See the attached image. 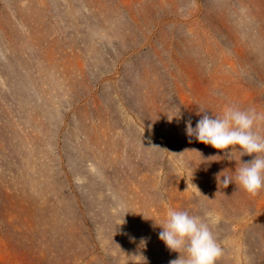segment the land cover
Segmentation results:
<instances>
[{
	"label": "rangeland",
	"instance_id": "1",
	"mask_svg": "<svg viewBox=\"0 0 264 264\" xmlns=\"http://www.w3.org/2000/svg\"><path fill=\"white\" fill-rule=\"evenodd\" d=\"M227 105L264 113V0H0V264H170L169 207L264 264V191L217 179L254 157L186 133Z\"/></svg>",
	"mask_w": 264,
	"mask_h": 264
},
{
	"label": "clouds",
	"instance_id": "2",
	"mask_svg": "<svg viewBox=\"0 0 264 264\" xmlns=\"http://www.w3.org/2000/svg\"><path fill=\"white\" fill-rule=\"evenodd\" d=\"M201 113L202 118L195 127L191 120L187 121L186 133L189 138L195 137L200 143L222 151L223 158L228 160H233V154L237 151L241 157H254L250 161H237L234 179L220 173L218 182L223 183L224 188L234 182L251 195L264 191V135L256 130L258 122L264 121V113H258L254 108L242 110L235 105L225 106L223 115L213 113L210 116L207 110L199 108L197 115ZM175 118H181V113ZM212 157L222 156L218 153L207 160ZM217 219L214 211H207L201 217L169 207L162 223L154 220L162 228L159 238L170 250L180 253V257L170 261V264H217L223 249L210 226ZM142 245L145 247L146 241L142 240Z\"/></svg>",
	"mask_w": 264,
	"mask_h": 264
}]
</instances>
